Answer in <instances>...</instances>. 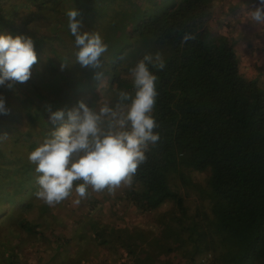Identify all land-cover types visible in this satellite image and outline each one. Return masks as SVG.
Listing matches in <instances>:
<instances>
[{"label":"trees","instance_id":"trees-1","mask_svg":"<svg viewBox=\"0 0 264 264\" xmlns=\"http://www.w3.org/2000/svg\"><path fill=\"white\" fill-rule=\"evenodd\" d=\"M31 1L42 10L52 0ZM213 4L214 0H89L86 6L77 2L78 21L93 22L99 14L101 29L95 30L107 45L100 69L84 70V84L98 95L95 87L103 79L105 90L114 94L115 106L118 92H133L129 69L145 54L161 53L165 68L149 65L158 77L151 115L160 139L148 145L147 159L125 190L126 199L144 212L164 203L172 206L171 219L187 238L183 264H264V87L242 72L233 44L212 40L216 35L210 31ZM53 6L58 8V1ZM33 17L28 13L20 26L14 25L0 4V30L10 26L15 35H23ZM185 32L194 39L183 41ZM53 33L43 34L40 44L52 39ZM51 67H55L53 86L59 92V81L67 78L57 66ZM96 71L103 73L100 81L94 78ZM37 89L35 94L43 95ZM50 111L42 116L49 119ZM204 170H209V177L200 195L209 211L198 208L192 215L178 185L195 187L191 172ZM32 206V201H21L20 226L43 236L37 232L41 222H35L49 218L50 207L39 203L41 218L38 212L30 218ZM104 230L100 228L93 241L115 242L130 257L125 264L167 263L150 255L147 248L138 254L136 238L121 243L116 234L110 239V232ZM140 236L147 238L144 233ZM187 246L192 252H185ZM177 260L172 263L181 264L182 259Z\"/></svg>","mask_w":264,"mask_h":264},{"label":"rangeland","instance_id":"rangeland-1","mask_svg":"<svg viewBox=\"0 0 264 264\" xmlns=\"http://www.w3.org/2000/svg\"><path fill=\"white\" fill-rule=\"evenodd\" d=\"M57 1L59 9L53 6ZM77 2L86 6L89 0H52L42 10L37 9L31 0H0L7 19L14 25L20 26L22 17L33 13L34 17L26 25L23 35L33 40L37 56V63L32 66L31 76L26 82H14L11 87L7 83L0 85V96H3L5 105L10 110L7 115L0 114V135L7 133L6 139H0V264L129 263L130 257L124 250L116 248L115 242L109 240V244L102 245L99 240L93 241L96 232L102 227L105 228L104 232H110V239L116 234V240L121 243L127 244L136 238L140 243L137 247L138 254L147 248L150 255H158L160 260H167L166 264H173L177 259H182L183 264V242L187 238L181 233L180 226L171 219L172 206L164 203L152 211H141L126 199L125 190L129 185L125 184H121L114 194H109L107 190L95 192L89 187L88 195L83 199L73 190L66 200L50 207L52 215L49 218L36 219L35 223L41 222L37 232H43V236L24 231L20 226L19 221L24 216L20 214L19 207L22 200L33 202L27 217H36L37 212L38 217L41 216L38 205L43 201L35 195L38 187L34 190L38 173L28 156L57 126L42 116L43 112L64 110L66 116L67 111L77 107L79 101L95 111H99L104 103L114 107V94L105 90L107 84L103 79L99 87H95L98 95L92 93L84 84V70L90 67H82L75 62V36L69 29L66 13L69 9H75ZM99 4L97 2V7H100ZM98 17L99 14L93 22H87L84 18L79 20V31L91 33L96 31L95 28L101 29L102 19ZM10 28H3L0 34L16 36V32ZM53 32L56 35L41 45V36ZM214 36L212 40L219 44H233L237 39L234 35ZM60 56L69 60L64 61ZM52 64L62 70L67 78L59 81V92L54 88L55 67H51ZM80 83L84 84L83 87L76 90L74 87ZM35 86L37 90H42L40 92L43 95L38 92L35 94ZM191 175L195 187L178 185V190L185 195L189 213L195 214L198 208L209 211L207 202L200 195V187L207 185L209 170L191 172ZM76 199H80L78 205L73 203ZM142 233L147 238L140 236ZM148 241L150 246H147ZM186 251L192 252L188 246ZM176 254L177 257L174 258ZM170 257H173L172 262Z\"/></svg>","mask_w":264,"mask_h":264},{"label":"clouds","instance_id":"clouds-1","mask_svg":"<svg viewBox=\"0 0 264 264\" xmlns=\"http://www.w3.org/2000/svg\"><path fill=\"white\" fill-rule=\"evenodd\" d=\"M69 29L75 36V62L82 67L100 69L101 57L107 51L102 37L94 32L79 31L81 24L74 8L66 13ZM247 19L264 24V0L251 5ZM194 39L185 32L182 40ZM37 63L33 40L24 35L0 34V85L26 82L31 68ZM165 68L162 54H145L129 69L133 92H118L114 107L104 103L99 111L83 101L67 111H50L49 119L57 125L43 143L29 153V161L38 173L35 195L49 207L66 200L73 192L80 199L86 198L89 187L95 192L107 190L114 194L121 184L131 185L140 164L146 159L149 144H156L160 137L154 132L158 127L153 112L158 77L149 70ZM63 67V65H62ZM103 73L96 71L100 81ZM9 109L0 96V114ZM7 133L0 135L6 139ZM80 182V183H77ZM80 199L73 201L79 204Z\"/></svg>","mask_w":264,"mask_h":264},{"label":"crops","instance_id":"crops-1","mask_svg":"<svg viewBox=\"0 0 264 264\" xmlns=\"http://www.w3.org/2000/svg\"><path fill=\"white\" fill-rule=\"evenodd\" d=\"M256 3L258 0H214L210 29L237 38L233 46L242 72L257 78L264 87V24L247 19L248 10Z\"/></svg>","mask_w":264,"mask_h":264}]
</instances>
